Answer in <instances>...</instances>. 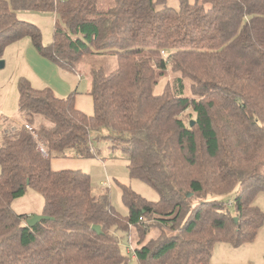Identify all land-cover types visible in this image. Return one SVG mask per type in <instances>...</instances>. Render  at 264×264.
<instances>
[{
    "label": "trees",
    "instance_id": "obj_1",
    "mask_svg": "<svg viewBox=\"0 0 264 264\" xmlns=\"http://www.w3.org/2000/svg\"><path fill=\"white\" fill-rule=\"evenodd\" d=\"M178 3L113 0L102 10L98 0H0V58L28 37L67 71L87 54L117 59L108 72L91 69L90 114L74 92L60 97L18 78L22 123L0 135V264H127L112 228H134L138 264H208L215 243L254 238L264 218L253 203L264 191V0ZM20 9L55 13L48 43L17 18ZM169 70L174 87L154 93ZM101 128L99 137L121 145L129 177L150 185L157 201L119 183L122 215L107 193H91L89 174L51 168L50 157L67 149L91 156L90 132ZM28 187L52 217L31 227L11 207ZM154 227L158 236L142 242Z\"/></svg>",
    "mask_w": 264,
    "mask_h": 264
},
{
    "label": "rangeland",
    "instance_id": "obj_2",
    "mask_svg": "<svg viewBox=\"0 0 264 264\" xmlns=\"http://www.w3.org/2000/svg\"><path fill=\"white\" fill-rule=\"evenodd\" d=\"M178 2L179 0H165V4L173 8H178ZM112 4L113 0H98V6L102 10ZM15 15L18 19L33 23L38 27L42 44L45 45L51 40L54 22L57 20L53 11L20 9L15 11ZM1 58L4 60V66L0 68V115H2L0 135L7 130L9 124L22 123L18 122L21 116L19 117L17 113V80L19 77L27 79L34 88L49 87L60 97L74 92L75 105L86 114H90L93 109L91 96L88 93L91 86V69L102 68L108 72L117 66V59L114 55L87 54L75 64V71H67L55 65L51 60L40 56L28 37L9 43L4 48ZM176 77L178 75L169 70L165 76L158 79L153 92L160 93L165 83L174 87ZM182 83L184 94H189V81L182 79ZM182 118L187 121V112L182 114ZM39 120L40 118H36V123ZM104 132V128H101L99 132H90V143L94 151L91 156H80L75 150L67 149L63 154L50 157L51 168L55 170L77 169L89 174L91 193L96 196L107 193L112 206L122 215L126 214L127 208L122 202L119 183L129 186L147 200L157 201L158 194L150 185L141 179L129 177L126 167L127 160L121 150V145L113 144L109 138L99 137L98 134ZM40 150L46 157L47 151L43 148ZM253 203L264 213V191L256 193ZM11 207L17 213H24L28 216L42 214L43 197L39 192L28 187L23 195L11 202ZM112 231L118 238L121 253L127 256V264H138L133 255V248L137 245L134 228L131 227L130 232L115 231L113 228ZM158 234L157 227L151 228L144 235L142 242L156 238ZM208 264H264V218L251 241L237 246L226 242L215 243Z\"/></svg>",
    "mask_w": 264,
    "mask_h": 264
},
{
    "label": "water",
    "instance_id": "obj_3",
    "mask_svg": "<svg viewBox=\"0 0 264 264\" xmlns=\"http://www.w3.org/2000/svg\"><path fill=\"white\" fill-rule=\"evenodd\" d=\"M3 66H4V60L2 58H0V68H2ZM190 124L192 125L193 121H191ZM190 194H188V195H190ZM51 218L52 217H50L48 215H44V214H33V215L29 216L28 218H26L25 223L27 226L31 227V226L35 225L36 223H38L42 219H51ZM234 220L236 221V218ZM91 228L97 234H99L101 232V228L99 225H92Z\"/></svg>",
    "mask_w": 264,
    "mask_h": 264
},
{
    "label": "crops",
    "instance_id": "obj_4",
    "mask_svg": "<svg viewBox=\"0 0 264 264\" xmlns=\"http://www.w3.org/2000/svg\"><path fill=\"white\" fill-rule=\"evenodd\" d=\"M30 50H31V49H30ZM79 109H80V108H79ZM17 113H18V116L20 117L19 112H18V109H17ZM1 116H2V115H0V119H1ZM18 122H22L21 117L19 118ZM29 216H30V215H29Z\"/></svg>",
    "mask_w": 264,
    "mask_h": 264
}]
</instances>
